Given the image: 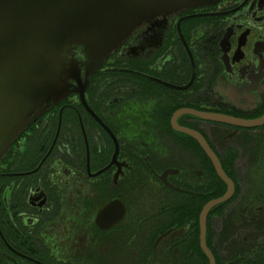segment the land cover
Returning <instances> with one entry per match:
<instances>
[{
	"label": "flooded vegetation",
	"instance_id": "obj_1",
	"mask_svg": "<svg viewBox=\"0 0 264 264\" xmlns=\"http://www.w3.org/2000/svg\"><path fill=\"white\" fill-rule=\"evenodd\" d=\"M88 80L112 134L72 90L0 158V264H211L231 185L178 127L232 182L215 264H264V0L150 17Z\"/></svg>",
	"mask_w": 264,
	"mask_h": 264
},
{
	"label": "water",
	"instance_id": "obj_2",
	"mask_svg": "<svg viewBox=\"0 0 264 264\" xmlns=\"http://www.w3.org/2000/svg\"><path fill=\"white\" fill-rule=\"evenodd\" d=\"M218 0H0V158L30 122L76 90L89 111L112 134L85 101L89 76L115 51L144 20L180 8L214 3ZM82 46L88 60L86 82L79 63L68 58L69 46ZM77 83L73 88L72 81ZM188 112L206 119L229 121L227 117ZM200 139L214 159L220 176L230 183V191L210 202L202 211V246L211 264L215 258L205 243L208 210L229 198L232 182L214 153Z\"/></svg>",
	"mask_w": 264,
	"mask_h": 264
}]
</instances>
